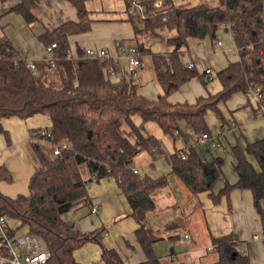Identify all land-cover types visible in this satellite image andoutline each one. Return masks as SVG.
<instances>
[{"label":"trees","instance_id":"16d2710c","mask_svg":"<svg viewBox=\"0 0 264 264\" xmlns=\"http://www.w3.org/2000/svg\"><path fill=\"white\" fill-rule=\"evenodd\" d=\"M70 1L77 9L78 20L64 21L39 35L44 45L56 44L53 77L33 73L10 41L0 42V90L7 89V96L16 104L25 98L49 101L41 90L45 94L52 93V98L73 94L88 96L86 101L71 99L44 106L35 102L26 112H0V115L22 116L44 113L51 120V143L68 144L58 154L49 156L38 141L30 143L37 166L28 181V194L11 198L0 192V218L18 219V227L27 226L30 234L40 238L49 252L46 264H81L75 260L73 252L87 241L100 245L102 264H126L115 248L103 245L105 227L81 232L74 223L62 219L64 213L87 201V182L112 177L137 223L134 235L145 256L144 261L130 264H163L154 250V243L161 237L146 225V214L155 208L152 194L167 185L168 175L152 177L145 174L141 177L132 166L133 157L142 149L161 150L158 139L144 132V124L155 122L164 134L173 136L185 123L195 134L208 135L206 113L213 111L222 118L220 103L226 102L234 93H245L250 86L260 88L262 99L254 102L264 112V0H218L214 5H176L173 0H163L160 7L145 2L142 26L135 27L134 32L152 33L158 28L174 31V35L166 39L173 47L169 52L154 53L139 46L142 54H149L153 62L154 77L160 86L155 99L138 94L137 83H129L126 72L115 80L106 76L103 69L108 63L115 65L112 60L87 58L81 54L68 57V37L88 31L91 22L83 0ZM34 6L32 0H19L10 11L20 13L31 22L35 20ZM129 19L134 22L137 17ZM222 24L230 28L238 58L215 73L220 89L199 96L193 103H171L168 96L190 78L199 77L205 86L211 79V74L199 73L195 66L187 67L181 54L191 40L214 37ZM45 67L50 65L47 63ZM5 104L0 101V105ZM135 115L140 117L139 123L135 122ZM0 132H4L1 126ZM185 149L188 150L185 157L178 154L179 150L165 156L170 173L193 194L207 191L214 204L235 188L250 190L264 228L261 208L264 137L246 142L244 148L238 144L232 147L238 178L233 184L225 180L217 192H214V186L222 174L223 159L214 157L207 161L195 148ZM248 156L254 158L257 169ZM0 179H10L5 167H0ZM3 227L12 234L11 228L5 224ZM210 240L215 246L218 264H250L248 256L237 250L233 234L211 236Z\"/></svg>","mask_w":264,"mask_h":264},{"label":"crops","instance_id":"0c3cea01","mask_svg":"<svg viewBox=\"0 0 264 264\" xmlns=\"http://www.w3.org/2000/svg\"><path fill=\"white\" fill-rule=\"evenodd\" d=\"M32 1L35 4L32 8L35 20L27 22L20 13L10 11L19 0H0V42L10 41L22 59L35 64L39 76L49 78L51 74L53 75L51 73L53 67H45V64L47 65L46 61L50 54L45 49L47 45L39 40V35L64 21L78 20L77 9L70 0ZM83 4L91 20L90 29L68 37L70 54L75 58L78 54L82 55L85 48H107L112 61L116 64V69L125 71L126 54L117 47V43L121 42L125 47L144 45L137 41L136 44H130L132 40H136L134 28L137 24L136 19L134 22L129 19L131 16L126 10V0H83ZM217 41H221L220 46L216 44ZM144 48L150 49V47ZM147 55L150 57L149 54H142L143 65L138 71L135 83L138 85V94L155 99L160 93V86L154 77L151 57L149 69H152V74L149 69L144 68V57ZM181 56L185 63L192 61L199 73L210 67L212 69L210 80H213L217 71L238 58V52L230 28L227 24H222L216 30L214 37L191 40L189 47L183 50ZM215 80L218 84L208 81L205 86L199 77H192L171 93L168 100L171 103H193L199 96L220 89L216 77ZM222 107L223 109L220 108L222 118L217 117L215 123H209L207 138L201 139L183 123L185 125L180 126L179 132L172 136V147L168 152L170 154L191 146L204 160L221 157L224 160L223 176L217 182L214 192L223 187L225 180L231 184L237 181L232 147L238 144L244 148L246 142L264 137V112L258 109L255 102L249 100L245 93H234ZM231 121L234 125H231ZM0 126L4 131L0 132V167H5L10 175L9 180L0 179V192L11 198L18 194L27 195L29 178L37 166L30 143L37 141L36 130H50L51 120L44 113L27 116L6 114L0 115ZM175 138L181 140V145L178 147H175ZM38 142L42 146L44 143L50 144L43 140ZM160 144L162 150L165 144L161 140ZM137 156L138 154L133 157V161ZM248 159L257 169L254 158L248 156ZM133 161L132 166H135ZM134 166L133 168L137 170ZM167 175V185L152 194L155 208L146 214V225L161 237L159 240H166L176 245L181 236L189 239L193 232L199 231L197 228L204 229L205 234L202 231L200 233L205 238H208L207 233L210 237L231 233L235 237L237 250L248 256L250 264H264V228L261 216L253 205L250 190L235 188L228 196H222L220 201L214 204L207 191L191 193L176 175L170 173V166ZM86 190L87 201L80 202L64 213L62 219L72 220L81 232L106 226L102 238L104 246L115 248L126 264L144 261V253L134 235L137 223L131 217L127 200L117 187L114 178L91 180L86 183ZM93 205L97 207L96 212L91 211ZM261 208L264 216V199L261 201ZM4 224L15 229L18 228L20 221L5 216ZM25 229L28 227L21 226L16 231L19 233ZM185 235L187 237H184ZM201 240L195 239L190 242L186 250L175 251L174 247H171L169 253L157 255L163 264L166 260L167 264H173V260L181 255L184 256V260L178 264H190L191 261L196 264H218L217 254L208 255L209 251L216 253V250L209 249L212 246L211 240L209 242L211 245ZM198 250L199 256L196 255ZM100 252L97 248L93 259L100 260ZM73 256L81 264L95 263L93 259L84 263L82 259L75 257L77 255L74 252ZM0 264L6 263L0 262Z\"/></svg>","mask_w":264,"mask_h":264},{"label":"built area","instance_id":"2783aa9c","mask_svg":"<svg viewBox=\"0 0 264 264\" xmlns=\"http://www.w3.org/2000/svg\"><path fill=\"white\" fill-rule=\"evenodd\" d=\"M151 2L154 7H160L163 3V0H126V10L129 16L137 17V19H143L146 13V3ZM218 46L221 45V41H217ZM151 45L150 41H146L142 48L149 47ZM56 47L55 43H51L45 47L46 51L50 54V57L47 59V63L53 67L55 56L54 48ZM117 47L126 54V68L122 71L116 69V64L113 65L108 63L105 65L103 72L106 76L111 79L120 78L126 72L127 80L129 83H135L138 77V71L143 65L142 52L138 45H130L125 47L121 42L117 43ZM82 56L87 58H97V59H106L112 60V56L107 48H85L83 50ZM69 58L73 56L68 54ZM187 67H194L192 61L186 62ZM28 66L33 73L36 72L35 64L33 62H28ZM204 72L206 74H211L212 69L210 67L205 68ZM246 97L249 100L260 102L262 99V94L258 86H250L246 92ZM234 125V122L231 121ZM201 139L207 138L208 135L201 134L199 135ZM37 141H47L52 146V154L56 155L60 150L66 147L67 143L53 144L51 143V132L50 130H39L36 135ZM187 149L179 150L178 154L181 157H185ZM136 170V169H135ZM91 211L96 212L97 207L92 206ZM4 218H0V246L3 248V251L0 252V262L6 264H46L49 258V252L43 247L42 240L28 232V229L16 231L18 228L12 229V234H9L6 228L3 227ZM184 237H187L185 235ZM209 249L215 250V246H210ZM190 264H196L193 261Z\"/></svg>","mask_w":264,"mask_h":264},{"label":"rangeland","instance_id":"374dc122","mask_svg":"<svg viewBox=\"0 0 264 264\" xmlns=\"http://www.w3.org/2000/svg\"><path fill=\"white\" fill-rule=\"evenodd\" d=\"M174 4L178 5V4H189V5H195L198 3H204V4H208V5H214L217 4L218 0H173ZM136 24L137 27L140 28L142 26L141 20L140 19H136ZM160 35V37H159ZM174 35V31L172 30H168L166 28H158L155 30V32H146V31H140L136 34V40H132L130 42V44H136V41L138 43H145L146 41H150L151 45L150 47V51L154 52V53H163V52H169L171 50H173V47L171 45H169L166 42L167 37L169 36H173ZM223 38V37H222ZM129 44V43H128ZM144 68L145 69H149V67H151V60L150 57L147 55L144 57ZM149 71L152 74V69L150 68ZM53 71H51L52 73ZM41 75V74H40ZM51 77H53V75L51 74ZM215 84H218L217 81L215 80V76L213 78V80H209V83L212 82ZM7 89H2L0 90V101L7 103L5 105H8V102L10 101V106L11 105H15L16 101L14 102L13 98H11L10 96H7ZM12 93V92H10ZM10 97V99H8ZM18 104L22 103V102H17ZM223 103H221L219 105V107L221 109H223L222 107ZM225 110V108H224ZM206 117V122L208 127L210 126L209 123H215L216 121V114L213 111H208L205 115ZM134 120L136 123L140 122V117L138 115L134 116ZM184 126L185 124H181L180 126ZM144 132L150 135H153L157 138H159L162 142H164L165 147L162 150L159 149H155L154 152H150L146 149H142L141 151H139L137 154V158L135 159V161H133L135 164V168H137V172L139 173V175L142 177L143 175H149L152 177H156L159 175H163V174H167L169 172V165L167 163V161L165 160V155L168 154V152L171 150L172 147V136L169 134H164L162 132V130L160 129V127L152 121H148L144 124ZM176 139V138H175ZM160 140H158L160 142ZM174 144L175 147H178L179 145H181V140L176 139L174 140ZM43 148L44 151L51 156L52 155V146L51 144L48 143H44L43 144ZM136 154V155H137ZM135 155V156H136ZM223 164H224V160H223ZM222 164V166H223ZM222 170V167H221ZM85 170L83 171V174H85ZM223 174V172H222ZM219 177V179L217 180L220 181L222 178V175ZM86 175V174H85ZM216 182V184H217ZM215 184V186H216ZM214 186V188H215ZM73 209V208H72ZM71 214V213H70ZM68 219L71 220V218L67 215ZM72 223L71 221H68ZM75 222V221H73ZM105 230H106V226ZM199 231L193 232L192 235H190L189 239H185L183 238V236L180 237V239L177 240V244L173 245L171 242L166 241V240H159L155 243L154 245V250L156 252V254L158 255H164L169 253L171 247H174L175 251H183L186 250L188 244L191 242H193L195 239L196 241H203V243H206L207 245H211L210 242V236L207 233L208 238H205L204 235L202 236V234L200 233V231L203 232V234H205L204 229H200L197 228ZM202 236V238L200 239V237ZM169 242V243H168ZM102 243L104 245V240L102 239ZM199 243V242H197ZM200 244V243H199ZM98 248V250L101 251V247L98 243L96 242H91V241H87L85 242L83 245L75 248L74 250V254L77 255L75 257H78L80 259L83 260L84 263H88L90 261L94 260V264H101L100 260H96V258L93 259V256L96 254V249ZM198 254H196L197 256H199L200 251H196ZM205 252V251H204ZM210 254V256H215L216 253L214 251H209L208 255ZM195 256V255H194ZM76 258V259H78ZM93 259V260H92ZM184 260V256L181 255L179 256L176 260H173V264L176 263H180ZM165 264H167V260L164 261Z\"/></svg>","mask_w":264,"mask_h":264},{"label":"water","instance_id":"95a60500","mask_svg":"<svg viewBox=\"0 0 264 264\" xmlns=\"http://www.w3.org/2000/svg\"><path fill=\"white\" fill-rule=\"evenodd\" d=\"M42 94L45 95V98H48L49 101H46L45 99H37V98H25L21 104H16L15 106H10V105H0V112H13V113H20V112H26L28 106L30 104H35V102H37L39 105L44 106V105H48L50 103H54V102H61V101H68L71 99H80V100H87L88 96H83V94L80 95H71L68 97H64L63 95H56L54 98L52 93H48L45 94L44 91H42ZM96 100H92V102L94 103Z\"/></svg>","mask_w":264,"mask_h":264}]
</instances>
